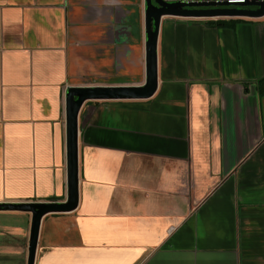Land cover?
I'll use <instances>...</instances> for the list:
<instances>
[{
	"label": "crops",
	"instance_id": "1",
	"mask_svg": "<svg viewBox=\"0 0 264 264\" xmlns=\"http://www.w3.org/2000/svg\"><path fill=\"white\" fill-rule=\"evenodd\" d=\"M145 9L0 0V203L67 199V91L144 84ZM157 52L153 96L81 107L79 203L35 264H264V16H164ZM31 221L0 209V264Z\"/></svg>",
	"mask_w": 264,
	"mask_h": 264
},
{
	"label": "water",
	"instance_id": "2",
	"mask_svg": "<svg viewBox=\"0 0 264 264\" xmlns=\"http://www.w3.org/2000/svg\"><path fill=\"white\" fill-rule=\"evenodd\" d=\"M164 16L185 18H260L264 0H146V81L135 86H73L66 94L67 199L62 202L35 201L0 203V209L24 210L32 214L27 264H35L42 218L49 213L69 212L79 203V113L88 100L147 99L158 87V36Z\"/></svg>",
	"mask_w": 264,
	"mask_h": 264
},
{
	"label": "trees",
	"instance_id": "3",
	"mask_svg": "<svg viewBox=\"0 0 264 264\" xmlns=\"http://www.w3.org/2000/svg\"><path fill=\"white\" fill-rule=\"evenodd\" d=\"M217 23H218V24H225V20H224V19H218V20H217Z\"/></svg>",
	"mask_w": 264,
	"mask_h": 264
},
{
	"label": "built area",
	"instance_id": "4",
	"mask_svg": "<svg viewBox=\"0 0 264 264\" xmlns=\"http://www.w3.org/2000/svg\"><path fill=\"white\" fill-rule=\"evenodd\" d=\"M237 1H245V0H237Z\"/></svg>",
	"mask_w": 264,
	"mask_h": 264
}]
</instances>
